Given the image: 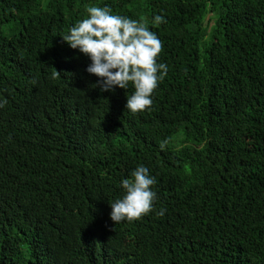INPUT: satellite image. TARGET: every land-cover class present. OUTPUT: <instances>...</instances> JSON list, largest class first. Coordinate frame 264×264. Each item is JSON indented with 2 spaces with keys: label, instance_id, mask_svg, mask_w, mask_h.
<instances>
[{
  "label": "trees",
  "instance_id": "1",
  "mask_svg": "<svg viewBox=\"0 0 264 264\" xmlns=\"http://www.w3.org/2000/svg\"><path fill=\"white\" fill-rule=\"evenodd\" d=\"M0 264H264V0H0Z\"/></svg>",
  "mask_w": 264,
  "mask_h": 264
},
{
  "label": "rangeland",
  "instance_id": "2",
  "mask_svg": "<svg viewBox=\"0 0 264 264\" xmlns=\"http://www.w3.org/2000/svg\"><path fill=\"white\" fill-rule=\"evenodd\" d=\"M209 17H210V15H208V17H207V18H208V19H210L211 17H210V18H209Z\"/></svg>",
  "mask_w": 264,
  "mask_h": 264
}]
</instances>
